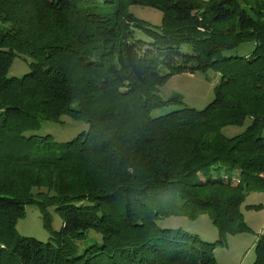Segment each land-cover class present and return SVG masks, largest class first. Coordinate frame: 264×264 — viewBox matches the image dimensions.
Wrapping results in <instances>:
<instances>
[{
    "label": "trees",
    "instance_id": "trees-1",
    "mask_svg": "<svg viewBox=\"0 0 264 264\" xmlns=\"http://www.w3.org/2000/svg\"><path fill=\"white\" fill-rule=\"evenodd\" d=\"M130 6L158 10L160 25ZM16 58L30 72L8 77ZM209 69L208 106L151 116L174 101L158 94L168 79ZM64 116L88 129L38 134ZM263 131L264 0H0V264H217L218 244L249 231L250 184L264 191ZM26 205L49 241L17 234ZM202 214L214 243L171 227ZM253 254L264 264V232Z\"/></svg>",
    "mask_w": 264,
    "mask_h": 264
},
{
    "label": "rangeland",
    "instance_id": "rangeland-1",
    "mask_svg": "<svg viewBox=\"0 0 264 264\" xmlns=\"http://www.w3.org/2000/svg\"><path fill=\"white\" fill-rule=\"evenodd\" d=\"M129 13L138 20L146 21L150 26L156 27L161 23V13L148 7L130 6ZM253 48V43H245L233 48L231 55L243 56L249 53ZM30 61L28 59L16 58L10 67L8 77L19 78L30 72ZM219 79L216 72L212 69L204 73L194 75L173 76L160 87L159 95L164 101L174 100L171 103L154 110L152 117H157L173 110L183 109L185 107L195 110H202L214 99V88L218 85ZM245 122L242 126L224 127L222 135L231 138L242 133L248 126ZM88 129L86 122L70 120L64 116L59 124L46 123L38 134L51 135L57 143L67 142L75 138L78 134ZM264 138V131H263ZM237 175V174H236ZM237 176L234 177L236 181ZM248 195L241 208L244 223L248 227L246 233L237 236L228 237L223 244H218L214 250L213 256L217 264H252L255 258L253 250L258 235L264 232V191L257 183L252 182L249 186ZM246 206H260V208L248 209ZM50 225L53 231L58 232L62 225L61 219L53 208H49ZM25 216L15 223L16 232L21 237H29L41 242H47L50 234L42 226V213L35 205H26L24 208ZM171 227H181L186 232H191L205 242L214 243L217 240L218 233L207 215L202 214L196 221L178 217L172 219ZM81 243H78V246Z\"/></svg>",
    "mask_w": 264,
    "mask_h": 264
}]
</instances>
